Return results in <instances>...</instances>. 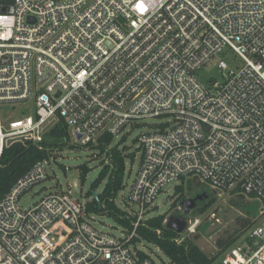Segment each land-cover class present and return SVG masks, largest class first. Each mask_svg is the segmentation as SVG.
Instances as JSON below:
<instances>
[{
    "label": "built area",
    "instance_id": "built-area-1",
    "mask_svg": "<svg viewBox=\"0 0 264 264\" xmlns=\"http://www.w3.org/2000/svg\"><path fill=\"white\" fill-rule=\"evenodd\" d=\"M228 51L240 66L227 65ZM211 60L223 80L202 79ZM28 100L34 114L0 115V156L59 119L92 147L145 118L169 120L138 137L129 233L96 227L70 191L26 199L49 176L43 160L0 199V264H155L130 240L161 214L163 188L177 183L174 201L187 181L257 206L211 264H264V0H0V107ZM209 220L214 209L188 214L175 240Z\"/></svg>",
    "mask_w": 264,
    "mask_h": 264
},
{
    "label": "trees",
    "instance_id": "trees-1",
    "mask_svg": "<svg viewBox=\"0 0 264 264\" xmlns=\"http://www.w3.org/2000/svg\"><path fill=\"white\" fill-rule=\"evenodd\" d=\"M112 140L113 138L111 136L105 135L100 139L96 147L87 146L94 149L96 148L98 154H104L109 161L107 164L102 162L98 175L90 185L89 191L85 193V197L88 198L87 212L106 215L121 226L125 232L129 233L132 230V221L135 219V216L121 209L116 203L118 193L124 187V154L118 149L117 144L108 148ZM72 146L73 143H70L68 128L62 119H59L48 129L39 142L16 140L6 145L0 156V199L11 189L14 183L22 178L36 163L49 159L54 150H61L65 147ZM87 173V166L85 164L80 165L79 176L81 183L85 181ZM103 179H106V182L103 189L97 192V201L92 198L91 193L93 191L96 192L97 187ZM195 187H191V181H187V191H191ZM183 190V185L176 187V192L179 193V195L173 201L175 207L177 204L179 205L184 198H188L189 194H184ZM201 190L206 191L209 196L200 202L195 209H192L189 213L190 215L205 212L215 200L212 191L204 185L199 187L197 185L194 193H191L192 196ZM239 197H243V195ZM246 207L250 209L247 217L237 219L242 229L240 233L250 225L251 217L255 214L257 209L255 201H250ZM165 218V213H161L147 219L141 227L137 229V236L132 237L130 242L134 245L139 241L155 244L167 257L168 262L166 264H211L238 239L236 233L239 230L234 231L226 237H218L215 241L217 247L216 252L207 254L197 244V239L199 238L200 232L208 226L209 222H203L194 235L177 242L175 238L179 233L166 226L164 223Z\"/></svg>",
    "mask_w": 264,
    "mask_h": 264
},
{
    "label": "rangeland",
    "instance_id": "rangeland-1",
    "mask_svg": "<svg viewBox=\"0 0 264 264\" xmlns=\"http://www.w3.org/2000/svg\"><path fill=\"white\" fill-rule=\"evenodd\" d=\"M226 56L225 60L229 67L235 68L236 66L241 65L240 58L234 56L230 51L227 52ZM199 73L205 81L211 77L219 81L224 78L221 71L217 68L215 60H211L207 66L199 71ZM9 113L12 114L11 118L13 119L19 118L23 114H34L33 100L19 103L12 109L0 107L1 117ZM168 120L167 117L162 116L145 118L138 121V124L128 126L126 131L120 135L113 137V144H117L118 149L122 151L125 162L124 187L118 193L116 199V203L121 209L132 212L133 208H135L134 205H131L128 202L127 196L140 161L141 150L139 148L138 137L144 133L157 129ZM70 143H73L72 147L54 150L52 156L49 159H45V166L49 176H47L45 181L30 191V193L26 195V199L31 202H36L44 195L56 190L70 191L75 197L86 198L85 193L89 182L98 175L102 162L107 164L109 161L104 154L99 155L96 148L81 146L78 142H75L72 137L70 138ZM83 164L87 166L88 173L85 181L81 183L79 166ZM105 182L106 179H103L97 187L96 192H100L103 189ZM176 184V182H172L171 184L166 185L156 199V204L162 203L160 211L162 214L165 213L166 218L175 210L172 197L174 196V186ZM195 188L191 191H185L184 194H189L188 197H191ZM166 198L167 201L164 203ZM86 199L88 200V198ZM250 201L251 199L245 196L215 197V200L209 209L215 210L216 217L219 220H209L210 223L200 232L199 238L197 239V244L205 253L212 254L216 252L217 247L215 241L218 237H226L234 231L239 230L236 233L239 238L242 229L240 228V223L237 219L247 217L248 213L244 211V208H246L245 206ZM154 215L155 214H152L151 216ZM93 219L95 226L98 228L110 230L115 235H121L123 233V228L106 215L94 213ZM143 249L145 253L154 259L155 264H166L168 262L167 257L155 244L143 242Z\"/></svg>",
    "mask_w": 264,
    "mask_h": 264
},
{
    "label": "water",
    "instance_id": "water-1",
    "mask_svg": "<svg viewBox=\"0 0 264 264\" xmlns=\"http://www.w3.org/2000/svg\"><path fill=\"white\" fill-rule=\"evenodd\" d=\"M42 80L43 79H41L40 81H42ZM94 180H95V178L89 182V185H88L86 192L89 191L90 185L92 184V182ZM91 196H92V198H94L98 201L97 192L93 191L91 193ZM208 196H209V194L206 191L201 190L200 192L196 193L193 197L184 198L179 203L181 209L183 210V214H175L174 212L171 213L165 220L166 226L168 228L175 230L177 233H180L183 230V228L185 227L186 213H188L191 209H195L197 207V203L199 204V202H202ZM166 201H167V199H165L164 203H166Z\"/></svg>",
    "mask_w": 264,
    "mask_h": 264
},
{
    "label": "flooded vegetation",
    "instance_id": "flooded-vegetation-1",
    "mask_svg": "<svg viewBox=\"0 0 264 264\" xmlns=\"http://www.w3.org/2000/svg\"><path fill=\"white\" fill-rule=\"evenodd\" d=\"M194 196V195H193ZM193 196H191V197H193ZM189 198V197H188ZM200 203V202H199ZM197 205H198V203H197ZM246 207V206H245ZM192 210V209H191ZM191 210L188 212V213H186V217H187V215L191 212ZM244 211L246 212V213H248L249 214V212H250V209H247V207L246 208H244ZM174 213L175 214H183V210L180 208V209H177L176 211H174Z\"/></svg>",
    "mask_w": 264,
    "mask_h": 264
}]
</instances>
